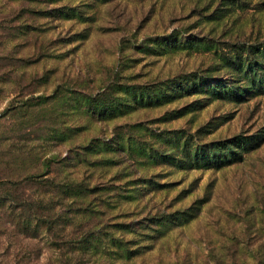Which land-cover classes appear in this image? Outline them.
<instances>
[{"label": "rangeland", "instance_id": "rangeland-1", "mask_svg": "<svg viewBox=\"0 0 264 264\" xmlns=\"http://www.w3.org/2000/svg\"><path fill=\"white\" fill-rule=\"evenodd\" d=\"M263 48L264 0H0V264H264ZM190 73L208 93L108 113Z\"/></svg>", "mask_w": 264, "mask_h": 264}, {"label": "trees", "instance_id": "trees-1", "mask_svg": "<svg viewBox=\"0 0 264 264\" xmlns=\"http://www.w3.org/2000/svg\"><path fill=\"white\" fill-rule=\"evenodd\" d=\"M191 40L192 41L190 40L186 41V43H188L186 44L187 47L196 46L195 40L194 39H191ZM150 44L152 46L151 48L149 47V50L155 53L159 51L158 49H166V48L168 49L170 47H175L176 45H178L176 34H170L169 36L165 38H160V40L159 38H155L154 40L150 42ZM180 45L181 44H179V47ZM261 52H264V48L262 49ZM259 81H263L264 83V78L263 80H259ZM117 85L118 86L115 87V89L116 90L120 89L124 91V93L118 97L113 96V100L110 102V106L108 107L109 108L108 113L113 118H117L118 116L125 114V113L127 114L130 111H133L139 107H150L153 105H159V102L163 100H164V103L170 102L174 100L175 98L179 97V95L181 97H184V96L193 95V94L200 95V94L208 93L206 91V88L205 89L203 88V86L207 85V78H204L202 76L198 77L194 73H190L186 75H179L174 78L164 80L162 82H154V83L147 84V85L146 84H142V85L141 84H117ZM233 91L234 90L230 89L227 92L228 94H224V95H226V97L228 98L231 97L230 99L232 98L239 99L241 97V94L237 92L233 93ZM220 95H223V94H220ZM194 109L196 108H193L190 111ZM179 114L183 115V112H180ZM178 139L181 140V138L180 137L175 138L177 143H178ZM236 140L237 139L231 140L233 142L232 145L238 144L236 143ZM114 143H116L117 147L119 146L118 144L124 147L123 146L124 144L122 142L118 143V142H115L114 140ZM223 144H222V147L220 146V148L218 147L216 148V150L219 149L218 155L216 154V152H213L212 150L211 156L213 155V158L211 160L210 159L204 160L206 161L204 162V165L206 168H209L211 166L221 167L222 165H224L223 163H227L230 160V158H232L234 154L237 153L231 149V146L223 147ZM104 145L108 147L109 149L112 146L109 142L105 143ZM178 147H180V145ZM186 147H187V141L186 139H184V142L182 143L181 148L185 150ZM223 148L227 149V151L223 152L222 151ZM177 165L179 167H182L181 166L182 164H177ZM74 187L76 186L66 185V186H63L61 190L65 192L77 191L75 195H78L80 194V192H83L81 189L77 190V188H74ZM45 204H50L49 206H47L49 207L48 211H51L50 216L52 218H55L57 221H59L60 224H62L61 221L63 222V220L64 221L68 220L69 216L66 213H64V208L60 203L58 202L53 203V200H49V202L47 201L45 202ZM47 207L44 205V209H46ZM27 224L28 223H24L23 227L20 230L23 235H27L28 233ZM65 229H67V227L65 223H63L62 230H65ZM37 256H38L37 251L35 252L29 246H24L23 249L19 248L18 251L15 253V258H16L15 263L19 264L20 261L29 263L32 260L34 261L37 260L38 259Z\"/></svg>", "mask_w": 264, "mask_h": 264}]
</instances>
